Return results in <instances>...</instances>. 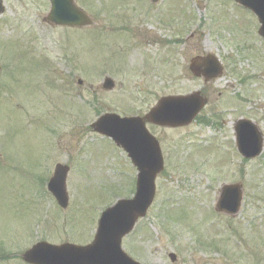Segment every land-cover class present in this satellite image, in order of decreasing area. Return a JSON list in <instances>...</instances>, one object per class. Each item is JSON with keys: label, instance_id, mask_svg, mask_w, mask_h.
Returning <instances> with one entry per match:
<instances>
[{"label": "rangeland", "instance_id": "rangeland-1", "mask_svg": "<svg viewBox=\"0 0 264 264\" xmlns=\"http://www.w3.org/2000/svg\"><path fill=\"white\" fill-rule=\"evenodd\" d=\"M87 2L78 4L96 24L66 30L45 22L48 0H5L0 242L17 256L39 240L92 242L101 212L133 197L137 169L91 124L107 112L146 114L160 97L200 91L209 99L202 117L211 125L148 127L166 169L153 207L123 249L143 264H264V152L243 160L234 128L249 119L264 135V39L253 13L237 0H164L153 14L149 0ZM206 54L225 67L207 84L189 70L192 58ZM106 76L116 82L111 92L102 89ZM57 163L71 168L66 210L45 186ZM238 182L245 191L239 214H216L221 187ZM166 206L173 212L168 229ZM3 251L0 264H23L20 257L6 261Z\"/></svg>", "mask_w": 264, "mask_h": 264}, {"label": "water", "instance_id": "water-1", "mask_svg": "<svg viewBox=\"0 0 264 264\" xmlns=\"http://www.w3.org/2000/svg\"><path fill=\"white\" fill-rule=\"evenodd\" d=\"M53 11L49 19L58 25L87 22L82 13L72 4V0H51ZM246 8L253 10L261 24L260 35L264 37V0H238ZM3 8L0 0V13ZM195 76H204L206 81L222 76L223 67L214 57L195 58L191 63ZM112 89L114 82L106 79L105 88ZM207 100L200 93L186 97L162 99L160 104L145 118L121 119L119 116L107 114L97 121L96 131L111 136L117 144H121L138 167V190L133 200L119 201L112 209L102 215L98 234L90 246L78 247L64 244L58 246L47 243L30 249L23 256L29 264H139L128 257L122 250L124 236L134 230L140 218H144L151 207L156 194V179L164 169L163 155L159 142L146 129V122H153L165 127H183L193 122L203 110ZM238 149L246 158H255L263 151V137L258 127L252 122L239 121L236 124ZM68 167L57 166L55 176L49 184L59 204L66 209L69 205L66 189ZM217 211L236 214L241 205V186L228 185L222 189ZM175 260V256L171 255Z\"/></svg>", "mask_w": 264, "mask_h": 264}]
</instances>
